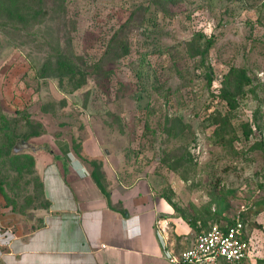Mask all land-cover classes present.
I'll return each instance as SVG.
<instances>
[{
    "label": "rangeland",
    "instance_id": "rangeland-1",
    "mask_svg": "<svg viewBox=\"0 0 264 264\" xmlns=\"http://www.w3.org/2000/svg\"><path fill=\"white\" fill-rule=\"evenodd\" d=\"M45 152L145 182L182 248L243 221L264 264V0H0L1 230L46 208Z\"/></svg>",
    "mask_w": 264,
    "mask_h": 264
},
{
    "label": "crops",
    "instance_id": "crops-1",
    "mask_svg": "<svg viewBox=\"0 0 264 264\" xmlns=\"http://www.w3.org/2000/svg\"><path fill=\"white\" fill-rule=\"evenodd\" d=\"M57 157L36 160L46 203L36 225L3 216L14 224L4 223L12 235H0V264H167V254L184 249L179 237L189 227L159 217L145 182L110 181L103 163L100 183L74 155Z\"/></svg>",
    "mask_w": 264,
    "mask_h": 264
},
{
    "label": "built area",
    "instance_id": "built-area-1",
    "mask_svg": "<svg viewBox=\"0 0 264 264\" xmlns=\"http://www.w3.org/2000/svg\"><path fill=\"white\" fill-rule=\"evenodd\" d=\"M0 235H12L0 229ZM252 253V239L239 219L199 231L187 248L167 254V264H245Z\"/></svg>",
    "mask_w": 264,
    "mask_h": 264
},
{
    "label": "trees",
    "instance_id": "trees-1",
    "mask_svg": "<svg viewBox=\"0 0 264 264\" xmlns=\"http://www.w3.org/2000/svg\"><path fill=\"white\" fill-rule=\"evenodd\" d=\"M200 40H204V42L206 41V36H204L202 33L199 34ZM210 38V37H209ZM207 39V42L205 44V47L208 48L209 45H210V39ZM203 53V52H202ZM236 77L237 78V82H238V88H242V86L246 83H248V78L247 76L245 75V70L244 69H238L236 67H231L229 69V72L224 76V83L225 81H228L231 77ZM210 81V79H209ZM222 97L227 101V103L229 104L228 106L229 107H232L235 103V95L234 93H231L227 90H224V92L222 93ZM242 224L244 225L243 221H241ZM244 229H245V225H244ZM246 230V229H245Z\"/></svg>",
    "mask_w": 264,
    "mask_h": 264
}]
</instances>
